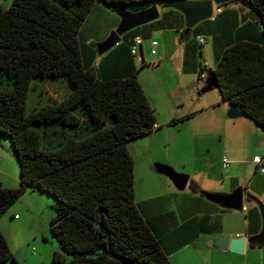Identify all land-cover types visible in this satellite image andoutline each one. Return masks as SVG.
I'll return each instance as SVG.
<instances>
[{
	"label": "trees",
	"instance_id": "trees-1",
	"mask_svg": "<svg viewBox=\"0 0 264 264\" xmlns=\"http://www.w3.org/2000/svg\"><path fill=\"white\" fill-rule=\"evenodd\" d=\"M168 1L11 0L0 7V137L10 142L19 177L17 189H0V215L26 188L53 198L49 233L58 252L51 264H169L133 201L126 150L155 124L129 52L132 32L141 26L122 34L97 67L86 58L87 51L93 59L96 52L80 41L96 3L123 9ZM229 2L246 9L240 21L256 24L258 35L226 45L210 71L221 99L264 131V0ZM34 78L63 79L68 90L26 114ZM187 188L199 193L192 181ZM7 261L17 264L0 234V264Z\"/></svg>",
	"mask_w": 264,
	"mask_h": 264
},
{
	"label": "crops",
	"instance_id": "crops-1",
	"mask_svg": "<svg viewBox=\"0 0 264 264\" xmlns=\"http://www.w3.org/2000/svg\"><path fill=\"white\" fill-rule=\"evenodd\" d=\"M10 1L4 0L5 6L0 7L6 8ZM188 1H209L211 18L186 30L181 13L155 6L157 18L132 32L133 38L142 41L141 60L143 46L149 49V41L157 44L153 55L157 65L144 67L143 60L141 67L132 64L155 119L154 129L148 135L159 132L168 146L166 157L157 162L187 176V183L183 191L176 192L165 180H160L162 186L156 188L155 193L133 198V201L162 249L168 253L169 264H264V246L250 248L244 243L241 254L220 251L214 246L224 236L251 238L260 233L259 207L260 201L264 200V172L260 173L258 168L264 169V131L242 115L227 117L228 103L220 96L200 100L191 109L181 110V101L172 95L175 86H170L158 70L164 67V75L187 79L190 89L196 91L199 82L205 80L198 77L200 61L196 59L198 54L201 56L203 45L208 44L214 65L215 57L226 45L239 39L255 40L258 26L253 22L242 23L240 15L246 13V9L230 0ZM226 2L229 4L219 6ZM198 39L203 40L200 48ZM87 55V59L92 58L94 67L103 65L107 59L101 56L93 59L89 51ZM207 68L213 69L208 64ZM144 71L148 74H142ZM171 121L174 124L169 125ZM210 155L215 161L208 159ZM223 158L227 162L224 169ZM189 181L199 192L210 194L227 195L240 188L241 210L222 209L207 202L187 188Z\"/></svg>",
	"mask_w": 264,
	"mask_h": 264
},
{
	"label": "rangeland",
	"instance_id": "rangeland-1",
	"mask_svg": "<svg viewBox=\"0 0 264 264\" xmlns=\"http://www.w3.org/2000/svg\"><path fill=\"white\" fill-rule=\"evenodd\" d=\"M0 6H5L4 0H0ZM150 6L149 3L143 2L126 5L123 9L126 12L134 13L145 10ZM118 22L119 17L115 12L105 9L101 4L96 3L90 9L88 17L81 28L80 41L83 40L87 46L92 47L95 54V45L103 41L111 31L115 30ZM122 37L119 38L118 44H121ZM91 42L93 43L92 45L90 44ZM201 51V56L198 54L196 59L200 62H206L212 69L213 62L208 44L203 45ZM95 56V58H98L96 54ZM142 60L144 67L157 65L156 62H153L155 56L150 55L149 49L145 45L142 50ZM140 61L138 55L132 58V63H136L137 67H140ZM163 68L158 69L160 71L159 74L170 82V86H175L174 94L172 95L176 100L181 101V110L187 111L191 109L200 100L202 102V100L219 98L220 95L217 89L198 94L204 80L199 82L198 90L192 91L190 89L191 84L187 79L180 76L175 77L172 74H167L168 77L162 72ZM166 70L169 72L168 69ZM144 72L142 74H148V71ZM67 90V85L63 79L47 78L42 80L34 78L26 94L25 113L30 114L39 106L57 102L65 95ZM152 134L126 144L127 153L133 162L132 189L135 200L155 193L156 188L162 186L159 182L160 180H165V182L170 184L167 178L154 171V165L159 164L157 159H164L166 154H168L167 143L158 135L159 132ZM163 144L166 146L163 147ZM207 157L209 160L215 161L213 156ZM169 168L173 170L171 166ZM18 187V166L9 140L2 136L0 137V189H17ZM54 206L55 201L53 198L34 188H26L0 215V234L9 252L18 260L19 264H51L52 254L58 252L54 239L49 233V222L54 217ZM4 264H12V262L7 261Z\"/></svg>",
	"mask_w": 264,
	"mask_h": 264
},
{
	"label": "water",
	"instance_id": "water-1",
	"mask_svg": "<svg viewBox=\"0 0 264 264\" xmlns=\"http://www.w3.org/2000/svg\"><path fill=\"white\" fill-rule=\"evenodd\" d=\"M105 9H110L115 12L119 17V22L115 30L111 31L108 36L101 42L95 45V52L97 56H101L106 53L111 48L115 47L119 43V38L125 32L134 29L136 27L147 24L157 18V10L155 6H150L145 10L130 13L118 7H109L108 5H102ZM161 8H170L178 11L182 14L184 18V27L186 30L192 28L195 24L208 20L212 15V8L209 1H181V0H171L166 2ZM211 89H217V83L215 81L213 73L208 70L203 83L198 94H203ZM227 117L236 118L240 117L242 114L232 105L228 104ZM154 171L167 178V180L172 185L176 192H181L184 190L187 183V176L174 172L169 167L155 164ZM207 202L219 206L222 209H230L234 211L241 210V189L235 188L229 194L221 196L219 194H210L200 191L198 193ZM259 215L261 218V230L260 233L251 238L235 237L229 239L224 236L214 243V246L220 251L229 250L235 254H241L244 243L248 246L249 244H255L258 246H264V211L262 207H259ZM121 264H133L132 262H126L119 260Z\"/></svg>",
	"mask_w": 264,
	"mask_h": 264
},
{
	"label": "built area",
	"instance_id": "built-area-1",
	"mask_svg": "<svg viewBox=\"0 0 264 264\" xmlns=\"http://www.w3.org/2000/svg\"><path fill=\"white\" fill-rule=\"evenodd\" d=\"M197 42L199 44H201V45L203 44V40H201V39H198ZM141 44H142V41L139 38H133L132 39L131 46H130V49H129L130 55H132L133 57H135V56L138 55L139 58H141L140 57ZM156 45H157L156 42L149 41V53H150V55H154L155 54ZM207 71H208L207 63L204 62V61H201L200 62V70H199V73H198V77L200 79H205ZM255 162L258 163L259 162L258 159H255ZM221 165H222V168L223 169L227 165V162H226V160L224 158L221 159ZM258 171L260 173H263L264 172V169L262 167H259L258 168ZM260 204H261V207H262V209L264 211V200L260 201Z\"/></svg>",
	"mask_w": 264,
	"mask_h": 264
}]
</instances>
